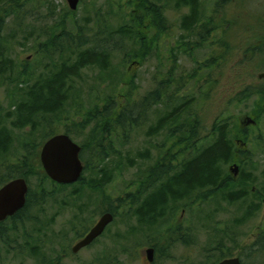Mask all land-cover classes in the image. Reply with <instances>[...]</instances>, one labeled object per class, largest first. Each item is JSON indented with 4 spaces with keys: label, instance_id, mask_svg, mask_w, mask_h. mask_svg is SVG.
Returning <instances> with one entry per match:
<instances>
[{
    "label": "rangeland",
    "instance_id": "rangeland-1",
    "mask_svg": "<svg viewBox=\"0 0 264 264\" xmlns=\"http://www.w3.org/2000/svg\"><path fill=\"white\" fill-rule=\"evenodd\" d=\"M153 1L79 0L76 9L71 10L66 0H19L18 11L15 9L1 20L0 45L7 66L0 68V148L4 137L8 141L0 152V177L7 165L10 169L16 165L18 154L27 155L32 169L26 178L30 202L22 212V220L7 218L0 222V264H217L222 255L239 256L242 260L264 229V112L257 119L251 114L255 106L260 111L264 109V101L251 97L235 102L234 95L244 85L261 80L257 75L264 72V0H200L207 16L220 2L212 20L216 29L202 44L195 34L185 36L179 28L180 17L187 9H176L166 0L156 2L168 3L163 8L169 32L156 37L158 33L148 27V19L144 18L147 12L142 6ZM138 16L142 33L135 39L134 32L130 36L115 31ZM64 27L70 34L78 29L86 46H76V42H69L71 39L68 43L60 40ZM92 47L104 53L107 66L104 69L91 65L80 71L61 117L51 118L45 125L43 120L36 119L35 126L15 127L17 104L26 84L72 59L75 51ZM209 62L215 64L205 68ZM181 77L189 80L187 96L194 98L191 114L202 123L203 133L208 134L213 123L224 116L238 128L245 127V135L235 133L237 160L226 169L234 180L231 187L243 184L238 178L243 170L251 172L255 182L246 184L251 190L247 199L235 204L224 202L218 195L205 200L199 195L178 199L179 202L167 205L161 229L147 227L137 221L134 213L140 206L141 192L152 193L160 184L149 181L148 189L145 187L147 170L155 164L169 167L167 154L176 149L166 130L155 136L146 135L162 106L149 111L146 125L123 133L109 131L102 139L103 146L98 147L102 149L99 155L94 149L95 139L103 129L86 114L100 109L105 99L119 106L152 89L159 81L172 79L174 84ZM246 118L254 123L244 124ZM66 129L82 147L85 160L81 161L87 164L83 172L85 185L60 187L51 180L40 179L37 159L44 133L59 134ZM103 165L108 167L111 182L101 192L109 196L110 206L101 204L95 189L88 185ZM233 165H237L236 174L229 170ZM40 188L49 193L43 202L37 203ZM127 193H131V198H139L128 204ZM122 198L125 201L119 202ZM252 206L249 218L239 224ZM108 208L113 210L114 218L104 233L78 254H66L65 259L58 260L60 253L71 252L78 238ZM182 237L188 239L187 244H183ZM148 247L154 248L151 263L145 254Z\"/></svg>",
    "mask_w": 264,
    "mask_h": 264
},
{
    "label": "trees",
    "instance_id": "trees-1",
    "mask_svg": "<svg viewBox=\"0 0 264 264\" xmlns=\"http://www.w3.org/2000/svg\"><path fill=\"white\" fill-rule=\"evenodd\" d=\"M18 1L19 0H0V22L4 15L15 11V9L18 11ZM166 1L172 2L176 9H187V12L180 17L179 28L184 32L183 34H185V36L195 34L199 39V44L204 43V40L207 39L213 29H216L212 20H214L216 13L219 11L218 5L220 2L214 5L212 11L209 13L210 15L207 16L200 6V0ZM165 4L168 5L165 1L159 4L156 0L142 4L144 10L146 9L147 12L144 18L145 20L148 19V27L157 31L158 34L156 37L169 32L170 25L167 23L164 15ZM138 18L139 16L132 18L129 24L120 25L115 31L120 34L126 33L130 36H132L134 32L133 37L135 39L136 35L142 33V31L139 30ZM142 22L145 21L142 19ZM66 30L67 29L64 27L63 32L61 31V35L58 37L60 40L67 41L68 43V40L71 39L69 42H76V46L83 45L84 47V44L86 46V42L84 43L85 40L80 39L78 29H76L74 34L67 33ZM72 36L75 37L72 38ZM76 37L78 38L76 39L77 41H75ZM221 41L222 40L218 42L219 46H221ZM195 43L198 44V40ZM141 44L142 42L140 41V45ZM149 44L150 43H148L147 46H149ZM186 45L187 44H185V46ZM2 48L3 46L0 45V68L2 66H7L6 56ZM53 48L47 49L51 50ZM262 50V47H259L260 53L263 52ZM106 62L104 53L101 52L100 49L95 47L79 49L74 52L72 59L69 61H62L55 69L38 77L32 83L26 84L24 82L26 86L17 104L16 113L18 116L15 117L13 125L15 127L35 126L36 119L37 122L43 120L45 125V123H47L46 121L51 120V118H60V114L66 111L65 106L69 100V93L73 91L74 79L80 76V71L91 65H97L105 69L107 66ZM213 64H215V62H209L205 65V68L208 66L212 67ZM184 78L181 77L179 81L177 80L174 84L172 79H169L168 82H164L165 80L159 81L152 89L139 93L135 98L127 100L119 106L112 103L111 99H105L100 109L90 110V113L86 114L98 127L103 129L102 132L98 133L95 139L96 143L94 149H97V155H99L102 149H98V147L103 146L101 143L102 139L107 137L110 133L109 131L112 130L113 133L117 131L123 133L135 127L146 125L150 118L149 111L155 106H162L156 122L147 127L146 135L155 136L161 131L166 130L168 140L176 146V149L173 148L175 150H170V153L167 154L169 167H161V165L155 164L147 170L145 176V181L147 182H145V187H147V189L149 181L152 184H154V182H160L159 187H156V190H153L152 193L149 192L146 194L144 190L141 192L140 195L142 200L139 199L141 200L139 203L140 206L136 207L134 212L137 221L147 227L155 226V228L159 227V229H161L160 222L167 217V205L179 202L178 199L182 198V200H188L191 199L190 196L193 199L194 196L199 195L201 200H205L213 195H218L224 202L235 204L247 199L251 194V190L246 184L255 182V177L252 173L243 170L238 177L243 184L236 188L230 186L233 184L234 180L228 174L226 166L233 161L236 162V152L238 148L233 139L237 137V135H245L246 129H244V126L238 128L234 124H231L228 116H224L221 119H217L215 124L213 123L212 127L208 129V134L203 133L201 130V126L203 127L202 123L191 114L193 113L192 103L194 98H188L187 95L190 89L186 86L189 80L187 81V78ZM255 82L246 84L241 87L240 92H235L234 95L237 98L235 102H240L241 100L251 97H256L258 100L264 101V79L255 80ZM184 89L185 95L181 92ZM257 108L259 107H253L251 113L254 115L255 119L261 116V112H264V109L260 111ZM54 133L56 132H45L43 137L47 140L50 136L55 135ZM64 133L70 136L69 129H66ZM3 140L4 142L0 148V152H2L7 145V136L4 137ZM25 149L27 151L26 153L29 154L30 150L27 147ZM79 156L80 159L82 158L85 160L81 151ZM17 157L19 160L16 161V165L12 167V169H10V167L7 168V171L0 177L1 185L15 177L27 178V176L31 174L32 166L30 165L27 155L23 153L22 155L18 154ZM37 162L39 165V157ZM11 166H13V164ZM39 167L40 179L50 182L41 164ZM86 167L87 164L84 165L83 172ZM83 172L79 180L75 183L85 185ZM110 176L111 174L108 171L107 165H103L100 169V173H97L96 178L91 179V182L88 184L91 189H95V192H97L96 194L98 198H100L101 204L103 202L109 206L111 205L109 196L105 194L102 195L101 188L110 184ZM262 177L264 178V169L262 171ZM52 182L53 181H51V183ZM145 183L142 181V184ZM67 185L70 184H59L60 187H65ZM48 193L49 192L45 189L40 188L37 196V203L43 202L45 194ZM263 193L264 189L262 194ZM29 195L24 208L20 209L19 212L11 218H21L22 212L29 205ZM126 196L128 197V200H126L128 204L133 203L139 198V195L135 198H131V193H127ZM121 200L123 202L125 198L118 199L119 202ZM253 208L254 206L250 207L249 211H246L247 215L238 221L239 224L249 218L247 216L253 211ZM104 212H110L114 216V212L110 208L106 209ZM172 212H174V210ZM1 229L2 225L0 223V237H2L3 234V230ZM187 241V238L182 237L183 244H187ZM246 253L243 259H240L242 264H264V229L255 237L254 242L248 247ZM227 256L230 255H222L221 259Z\"/></svg>",
    "mask_w": 264,
    "mask_h": 264
},
{
    "label": "water",
    "instance_id": "water-1",
    "mask_svg": "<svg viewBox=\"0 0 264 264\" xmlns=\"http://www.w3.org/2000/svg\"><path fill=\"white\" fill-rule=\"evenodd\" d=\"M71 10H75L79 0H66ZM259 79H264V72L258 73ZM248 123L253 120L246 118ZM81 147L65 133L50 136L41 145L39 161L48 178L58 184H73L79 180L84 169L80 159ZM234 174L237 173V165L229 168ZM28 186L23 178H15L5 183L0 188V222L9 216H13L22 209L26 202ZM113 214L104 212L90 230L72 247L73 252L91 244L99 237L106 226L113 221ZM153 248H147L146 258L153 260ZM217 264H242L239 257L233 256L222 259Z\"/></svg>",
    "mask_w": 264,
    "mask_h": 264
},
{
    "label": "flooded vegetation",
    "instance_id": "flooded-vegetation-1",
    "mask_svg": "<svg viewBox=\"0 0 264 264\" xmlns=\"http://www.w3.org/2000/svg\"><path fill=\"white\" fill-rule=\"evenodd\" d=\"M7 168H8V165H7ZM15 178H23V179H25V181H26V183H27V186H28V182H27V179H26V178H24V177H15ZM15 178H13V179H15ZM11 180H12V179H11ZM9 181H10V180H9ZM6 183H7V182H6ZM4 184H5V183H4ZM4 184H2V185L0 186V188H1ZM29 194H30V191H29V186H28V191H27V194H26V201H27V198H28V195H29ZM25 203H26V202H25ZM23 208H24V207H23ZM18 212H19V211H18ZM16 213H17V212H16ZM16 213H15L14 215H16ZM14 215H13V216H14ZM13 216H11V217H13ZM11 217L9 216V217H7V218H11ZM7 218H6V219H7ZM95 223H96V222H95ZM95 223H94V224H95ZM94 224H93V225H94ZM93 225H92V226H93ZM92 226H91V227H92ZM107 226H108V225H107ZM107 226H106V228H107ZM91 227H89V229L84 233V235L90 230ZM106 228H105V229H106ZM105 229H104V231H105ZM104 231H103V233H104ZM103 233H102V234H103ZM102 234H101V235H102ZM84 235H83V236H84ZM83 236H82V237H83ZM82 237L78 238V240H77L76 242H78ZM97 238H98V237H97ZM97 238H96V239H97ZM96 239H95V240H96ZM95 240H94L92 243H94ZM76 242H75V243H76ZM75 243H74V244H75ZM92 243H91V244H92ZM91 244H89L88 246H85V247L79 249L77 252H73V251H72V247L74 246V245H73V246L70 248V251H71V252L68 251V252H65V253H60V254L58 255V260L61 261L62 259H65V258L67 257V255L74 256V255L78 254L81 250H83V249H85V248H88ZM148 248H153V247H148ZM153 250H154V248H153ZM35 254H37V252H36ZM35 254H34V255H35ZM66 254H67V255H66ZM65 255H66V257H65ZM153 255H154V251H153ZM228 257H229V256H227V257H225V258H228ZM52 258H53V257H52ZM222 259H224V258H222ZM222 259H221V260H222ZM152 261H153V260H152ZM148 262L151 263L149 260H148ZM50 263H52V261H51ZM52 264H56V262H53Z\"/></svg>",
    "mask_w": 264,
    "mask_h": 264
}]
</instances>
